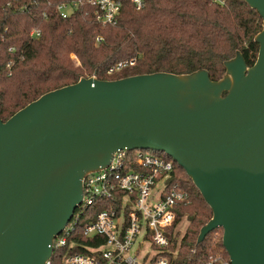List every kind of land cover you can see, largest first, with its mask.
Wrapping results in <instances>:
<instances>
[{
    "label": "water",
    "instance_id": "obj_1",
    "mask_svg": "<svg viewBox=\"0 0 264 264\" xmlns=\"http://www.w3.org/2000/svg\"><path fill=\"white\" fill-rule=\"evenodd\" d=\"M248 66L114 80L81 77L0 118V264H46L83 197V179L118 150L164 152L212 211L230 264H264V0Z\"/></svg>",
    "mask_w": 264,
    "mask_h": 264
},
{
    "label": "trees",
    "instance_id": "obj_2",
    "mask_svg": "<svg viewBox=\"0 0 264 264\" xmlns=\"http://www.w3.org/2000/svg\"><path fill=\"white\" fill-rule=\"evenodd\" d=\"M71 1L76 0H0L3 121L42 94L75 83L81 77L114 80L206 69L212 80H219L225 74V62L237 52L248 66L257 57L259 46L254 38L261 30L262 19L243 0H225L223 5L213 0H144L140 10H135L131 0H120L117 23L106 26L97 21L85 0L68 18L60 17L56 7ZM34 29L39 30V35L30 34ZM98 37L102 39L96 41ZM132 59V65L107 72L117 63ZM173 174L188 190L190 202L177 208L168 229L169 249L175 253H170V264H206L210 251L221 252L229 263L221 239L211 240L214 230L203 242H197L212 211L176 162ZM183 217L189 224L180 236L175 228ZM90 243L92 239L85 238L76 227L66 246L54 248L50 264H63L66 253L80 251Z\"/></svg>",
    "mask_w": 264,
    "mask_h": 264
},
{
    "label": "built area",
    "instance_id": "obj_3",
    "mask_svg": "<svg viewBox=\"0 0 264 264\" xmlns=\"http://www.w3.org/2000/svg\"><path fill=\"white\" fill-rule=\"evenodd\" d=\"M85 1L101 25L117 23L120 0ZM131 2L135 10L145 4L144 0ZM82 3L83 0L61 3L56 11L60 17L68 18ZM39 33L34 29L30 34ZM101 39L98 37L96 41ZM133 63L134 59L121 61L107 72ZM174 163L171 157L153 151L124 149L114 152L105 168L87 174L83 179L82 201L55 238L53 249L66 246L78 226L92 243L84 244L80 251L66 253L63 264H170V253H175L169 249L168 229L177 208L190 202L188 190L174 179ZM206 264H230V261L221 252L210 251Z\"/></svg>",
    "mask_w": 264,
    "mask_h": 264
},
{
    "label": "rangeland",
    "instance_id": "obj_4",
    "mask_svg": "<svg viewBox=\"0 0 264 264\" xmlns=\"http://www.w3.org/2000/svg\"><path fill=\"white\" fill-rule=\"evenodd\" d=\"M71 58L73 59V61L76 64H79L75 55H71ZM148 151H153V150H148ZM153 152L158 154V155H164L162 152H156V151H153ZM188 224L189 223H188L187 219L185 217H183L181 219V221L176 225L175 232H178L180 234V236H182L184 234ZM211 238H212L211 240L215 241V242H217L220 239L222 241V230L221 229L214 230L212 232Z\"/></svg>",
    "mask_w": 264,
    "mask_h": 264
}]
</instances>
